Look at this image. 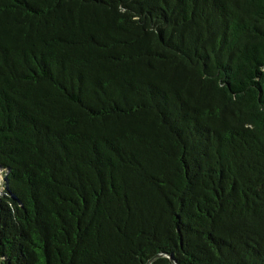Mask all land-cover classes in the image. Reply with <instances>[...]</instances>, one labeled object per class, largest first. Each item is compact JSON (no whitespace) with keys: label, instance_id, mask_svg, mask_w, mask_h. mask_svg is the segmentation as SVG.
<instances>
[{"label":"trees","instance_id":"1","mask_svg":"<svg viewBox=\"0 0 264 264\" xmlns=\"http://www.w3.org/2000/svg\"><path fill=\"white\" fill-rule=\"evenodd\" d=\"M0 187V264H264V0H0Z\"/></svg>","mask_w":264,"mask_h":264},{"label":"water","instance_id":"2","mask_svg":"<svg viewBox=\"0 0 264 264\" xmlns=\"http://www.w3.org/2000/svg\"><path fill=\"white\" fill-rule=\"evenodd\" d=\"M163 257H168L171 261V264H178L177 261L174 259L173 255H166V254H157L147 264H152L157 259L163 258Z\"/></svg>","mask_w":264,"mask_h":264},{"label":"rangeland","instance_id":"3","mask_svg":"<svg viewBox=\"0 0 264 264\" xmlns=\"http://www.w3.org/2000/svg\"><path fill=\"white\" fill-rule=\"evenodd\" d=\"M3 191V187H0V193Z\"/></svg>","mask_w":264,"mask_h":264}]
</instances>
